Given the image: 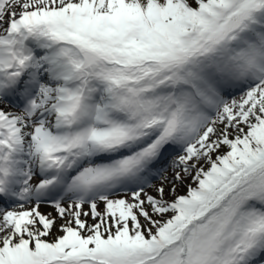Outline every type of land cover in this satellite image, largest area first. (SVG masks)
Masks as SVG:
<instances>
[{
  "label": "snow or ice",
  "instance_id": "obj_1",
  "mask_svg": "<svg viewBox=\"0 0 264 264\" xmlns=\"http://www.w3.org/2000/svg\"><path fill=\"white\" fill-rule=\"evenodd\" d=\"M0 264H264V0H0Z\"/></svg>",
  "mask_w": 264,
  "mask_h": 264
},
{
  "label": "rangeland",
  "instance_id": "obj_2",
  "mask_svg": "<svg viewBox=\"0 0 264 264\" xmlns=\"http://www.w3.org/2000/svg\"><path fill=\"white\" fill-rule=\"evenodd\" d=\"M167 175H169L170 176V173H168ZM154 183H156V184H159L160 183V181L157 179V180H155V181H153ZM48 210V209H47Z\"/></svg>",
  "mask_w": 264,
  "mask_h": 264
},
{
  "label": "bare ground",
  "instance_id": "obj_3",
  "mask_svg": "<svg viewBox=\"0 0 264 264\" xmlns=\"http://www.w3.org/2000/svg\"><path fill=\"white\" fill-rule=\"evenodd\" d=\"M42 210H47V209H42Z\"/></svg>",
  "mask_w": 264,
  "mask_h": 264
}]
</instances>
